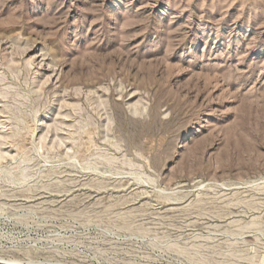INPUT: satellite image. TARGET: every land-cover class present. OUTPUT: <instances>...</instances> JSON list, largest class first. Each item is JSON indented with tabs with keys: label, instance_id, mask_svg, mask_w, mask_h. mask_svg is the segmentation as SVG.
I'll return each mask as SVG.
<instances>
[{
	"label": "rangeland",
	"instance_id": "1",
	"mask_svg": "<svg viewBox=\"0 0 264 264\" xmlns=\"http://www.w3.org/2000/svg\"><path fill=\"white\" fill-rule=\"evenodd\" d=\"M264 264V0H0V264Z\"/></svg>",
	"mask_w": 264,
	"mask_h": 264
},
{
	"label": "bare ground",
	"instance_id": "2",
	"mask_svg": "<svg viewBox=\"0 0 264 264\" xmlns=\"http://www.w3.org/2000/svg\"><path fill=\"white\" fill-rule=\"evenodd\" d=\"M6 262L10 263V264H20L21 262L18 260H6Z\"/></svg>",
	"mask_w": 264,
	"mask_h": 264
}]
</instances>
